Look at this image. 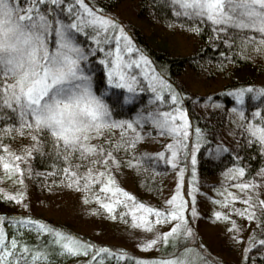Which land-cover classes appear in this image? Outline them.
<instances>
[{"label":"snow or ice","instance_id":"6c2138e0","mask_svg":"<svg viewBox=\"0 0 264 264\" xmlns=\"http://www.w3.org/2000/svg\"><path fill=\"white\" fill-rule=\"evenodd\" d=\"M166 4L177 17L208 24L223 43L232 46L238 42L241 53L250 50L264 56V0H166ZM200 30L196 26L192 28L194 32ZM81 33L92 42L87 47L77 39ZM225 36L229 38L225 40ZM113 42L115 47L111 46ZM97 50L103 53L101 60L107 85L127 89L128 93L151 90L149 106L134 118L115 119L103 95L112 89L105 87L102 94L94 90L93 78L83 62L89 61ZM134 50L137 56L126 57V53ZM151 63L142 50L135 48L124 26L92 0H0V138L18 135L33 141L22 145L16 152L0 139V167L4 171L0 180L15 176L13 183L23 185L24 173H33L31 167H21L22 162L28 161L33 149L41 151L45 143H50L49 152L55 160L53 174L61 177V183L66 181L69 188H82L83 199L87 200L91 195L94 201L113 214L118 205H123L132 214L134 226L144 229L154 230L157 224L174 221L166 230H157L155 236L141 243L140 247L151 248L158 242L172 244L179 255L165 253L167 258L142 259L138 264H206L199 250L194 262L192 249L179 244L178 237L187 240L193 231L185 215L189 207L186 196L191 198V211L195 215L197 151L202 143L208 142L204 140L200 127H195V140L190 142L189 114L183 105L187 93L174 88L151 67ZM134 66L141 71L132 74ZM138 77H143L146 85ZM246 93H258L253 98L264 99V87L254 88L252 85L233 89L231 94L242 105ZM131 98L130 95L124 97L125 100ZM233 111L243 120L238 127L245 137L244 142L258 144L264 153V107H255L251 119L239 107ZM142 123H150L152 128L145 132L139 127ZM114 129H119V136ZM152 130L158 136L172 138L162 150L151 154L173 169L178 168L175 191L164 201L168 208L139 201L119 186L113 175V169L120 168L121 160L117 156L121 151L126 159L127 153L134 152L136 143ZM41 136L46 139L42 140ZM221 150L227 149L217 145V152ZM189 158L193 176L188 182L189 187L182 190ZM140 162L139 158L127 161L129 167ZM245 173L246 166L241 167L239 163L225 170V184L237 179L239 182L233 187L244 195L226 192L225 198L217 203L242 200L246 205L244 209L233 205L229 211L264 225V199L259 195L264 179L241 181ZM257 175L264 178V169ZM93 186H98V190L105 194L103 198L92 193ZM23 196V192L13 194L0 189V199L16 201ZM125 214L120 212L119 216L124 218ZM150 214H154L155 221L150 219ZM214 215L230 219L219 211ZM5 221L10 226L15 225L11 235L4 227ZM232 227L239 232L235 222ZM24 228L29 231L35 228L37 244L17 239V233ZM43 234H48V244L40 243ZM261 234L264 235V231ZM235 238L243 239L238 234ZM256 245L264 249V239L257 240L253 230L243 250L244 259L248 258L250 250H256ZM89 250L96 251L92 242L53 228L30 215L0 216V264H51V254L88 255ZM99 251L109 255L112 252L108 248ZM259 254L264 255V252ZM85 264H96V257Z\"/></svg>","mask_w":264,"mask_h":264},{"label":"rangeland","instance_id":"374dc122","mask_svg":"<svg viewBox=\"0 0 264 264\" xmlns=\"http://www.w3.org/2000/svg\"><path fill=\"white\" fill-rule=\"evenodd\" d=\"M138 8L137 0H116L114 9H110L106 13L114 16L124 26L130 37L132 27L138 26L151 42H164L163 44L172 54L179 56L193 54L192 50L196 47V40L191 30L192 26L183 31L173 25L165 27L155 15L147 13V18H141L138 14ZM111 46L115 47V43L113 42ZM137 55L138 53L135 50L132 53H126V57H135ZM139 71L141 69L134 66L132 74H136ZM138 79L141 80L143 85H146L147 82L143 80V77H138ZM178 81L184 89L200 97H210L221 89L210 79H207L203 73L191 70L183 73ZM146 92L151 98V90ZM203 101L205 102L206 99ZM211 110L219 111L215 107ZM144 131L147 132L146 130ZM224 137L223 142L228 143L230 137ZM0 139H2L4 144L10 145L11 150L16 152H19L22 145H29L31 142L28 137L18 135L14 140L11 138ZM171 139L168 136H158L156 133L154 135L150 133L145 135L143 140L136 143V149L131 152L132 156L125 159L120 153L117 156L121 160L120 168L119 170L113 169V175H115L118 185L131 192L139 201L149 203L152 206L168 208L169 206L164 201L175 191L178 168L173 169L171 165L158 161L155 156H153L155 157L153 160L155 163L152 162L151 168H147L143 162H140L137 166L129 167L127 161L138 156L139 152L141 154V152L148 151L152 154L160 151ZM233 139L236 140L235 144L239 142V140L237 141V134H233ZM231 146L235 147V145ZM203 149L204 155H207L210 151L217 153L216 147L210 149L205 146ZM29 163H31L30 158H28L26 163L22 162L21 167L27 166ZM226 169L224 168L219 174L212 176L203 174L200 170L196 171L194 181L195 187L198 189L194 205L196 214L193 215L191 198L187 196L189 207L185 210L188 224L193 231L187 240L184 237H178L181 239L179 244H183L185 248L192 249L191 257L194 262L197 250H199L206 264H255L252 258L257 250H262V248L256 245V250H250L247 259H244L245 253L243 250L248 243V237L253 234V230L258 233L264 231V225H261L255 219L249 221L246 216H241L238 212L229 211L233 205L238 209H244L246 205L242 200L231 201L228 204L217 203V201L225 198L226 192L244 195L240 189L233 187L239 182L237 179L228 180L227 184H225L224 172ZM190 173L186 178L185 171V185L182 190L189 187L188 182L192 180L193 176L192 172ZM3 175L4 171L0 167V176ZM15 179L16 177L13 176L10 180H0V188L13 194L24 193L21 200L14 201L8 198L19 215H41L45 218L67 223L78 234L87 235L100 244L117 246L141 260L155 257L165 258L163 257L162 247L164 244L162 242H158L151 248H141L140 244L153 238L157 230L161 232L166 230L174 221H169L167 224H157L154 230L144 229L134 226L132 214L123 205H118L115 214H113L108 213L99 202L94 201L91 195L87 196V200L83 199L82 197L85 196V193L82 188H69L66 185L50 187L40 185L42 188H35L24 178V175L23 185L13 183ZM255 179L264 178L257 175ZM240 180L248 181L244 177H241ZM94 188L91 190L92 193L101 195L103 198L105 194L98 190V186ZM259 195L261 199H264V186H260ZM121 198H123L122 194ZM92 209H96V211H92ZM217 211L229 216L230 219H224L223 216L216 217L214 213ZM120 212L126 213L124 218L119 216ZM113 215H115V218H113ZM150 219L155 221L154 214H150ZM233 222H235L239 232L233 229ZM237 234L242 236L243 239L236 240Z\"/></svg>","mask_w":264,"mask_h":264},{"label":"trees","instance_id":"16d2710c","mask_svg":"<svg viewBox=\"0 0 264 264\" xmlns=\"http://www.w3.org/2000/svg\"><path fill=\"white\" fill-rule=\"evenodd\" d=\"M92 2L105 13L109 12L110 9H114L116 6V0H92ZM137 5L139 7L138 14L141 18H147V13L155 15L165 27L173 25L178 27L180 31L187 30L189 26H196L201 29L196 32L192 31L195 36L196 47L192 50V55L185 56L172 54L163 44L164 42H151L138 26L132 27L131 29V38L135 48L142 50L149 58L152 62L151 67L172 84L174 88L187 93L184 97L183 105L189 114L190 142H194L195 140V127L202 129L204 132V140L208 142L206 144L202 143L200 149L197 151L196 171L200 170L203 174L212 176L219 174L224 168L228 169L233 164L239 163L241 167L246 166L244 178L247 180L254 179L257 173L261 169H264V153L260 151L258 144L244 142L245 137L241 135V129L238 127L239 124L243 123V120L233 109L237 107L241 108L245 115L251 119L255 107H264V99H254L253 96L259 95L258 93H246L244 102L241 105L230 92L233 89L246 88L248 85H252L254 88L264 87V56L257 55L250 50H244L241 53L238 42L232 46L223 43L216 38L217 34L213 33L208 24L198 23L187 17H177L169 10L166 0H137ZM228 38V36L224 37L225 40ZM77 39L85 47L92 43L82 33L78 35ZM102 57L103 53L97 50L89 57V61L83 62L85 70L93 78L94 90L98 94H102V89L105 87L112 89V91L103 95L112 109L115 119L126 120L134 118L138 112L149 106V95L146 91L128 93L127 89L107 85L106 71L101 60ZM187 70L203 73L207 79H210L215 85L221 87V89L218 93H214L210 97H200L197 94L190 93L178 81ZM126 95H130L132 98L125 100L124 97ZM205 99L206 101L204 102L203 100ZM214 107L220 112L211 110ZM13 122H15L14 118ZM139 127L143 131H148L152 128L150 123H142ZM113 131L119 136V129H114ZM155 133V130L151 131L152 135ZM233 133L238 135L237 141L239 140V142L237 144L234 143L236 140L233 139ZM224 136L230 137L228 143L223 142ZM11 139L14 140V138ZM41 139L45 140L46 137L41 136ZM32 143L33 141L30 142V144ZM217 145H223L227 150H221L217 153L210 151L207 155L203 154V148L205 146L206 148L213 149L215 147L217 148ZM231 145H235V147ZM50 147V143H45L41 151L33 149V155L30 157L31 163L23 167L25 169L31 167L33 174L28 175L25 172L24 178L35 188L44 185H47V187L66 185V181L61 183V177L53 174L52 165L55 163V160L53 154L49 152ZM141 153H148L149 155L141 156L139 152L135 158L138 157L147 168H151L155 157L148 151ZM121 154L122 157H125L123 152ZM130 156L132 154L128 152L127 157ZM237 157H239V160ZM190 172L191 160L189 158L186 164V178L191 174ZM94 187L91 190L95 189ZM27 215H19L16 213L8 198L0 199V216L15 218ZM30 216L34 219L44 221L53 228L64 230L70 234H76L96 246V251L89 250L88 255L84 253L73 255L51 254V264H85L86 261H90L93 257H96V264H138V260H141L117 246L100 244L87 235H80L67 223L58 222L41 215ZM4 227L9 235H11L12 228L15 225L10 226L5 221ZM21 232L17 233L18 240L33 245L37 244L35 228L32 231L24 228ZM261 233L262 231L259 233L255 231L257 240L264 238V235ZM47 237L48 234H43L40 237V243L48 244ZM180 238H178V241L181 240ZM100 248L111 249V255L106 252H100ZM162 251L163 257L165 258H167L165 253L179 254L177 248L172 244L164 245ZM262 252H264L263 249L257 250L252 258L255 264H264V255L259 254Z\"/></svg>","mask_w":264,"mask_h":264}]
</instances>
